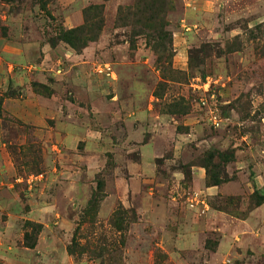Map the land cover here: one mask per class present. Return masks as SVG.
Wrapping results in <instances>:
<instances>
[{"label": "rangeland", "instance_id": "1", "mask_svg": "<svg viewBox=\"0 0 264 264\" xmlns=\"http://www.w3.org/2000/svg\"><path fill=\"white\" fill-rule=\"evenodd\" d=\"M132 3L0 0V264H264V0Z\"/></svg>", "mask_w": 264, "mask_h": 264}, {"label": "trees", "instance_id": "2", "mask_svg": "<svg viewBox=\"0 0 264 264\" xmlns=\"http://www.w3.org/2000/svg\"><path fill=\"white\" fill-rule=\"evenodd\" d=\"M3 1L8 2L9 0ZM48 1L50 0H36V3L39 6V9L42 10ZM166 8V0H133V3L130 7L118 10L116 22L123 24L129 21L128 25L131 27L139 26L141 28V30L138 32L139 34H142V30L144 28L146 29L149 24H153L154 27L152 28V32H154L156 39H161V36L163 35L161 30L162 15ZM100 16V6H89L85 8L83 10V26L68 30L58 29L55 39L68 46L74 52H79L86 46L88 42H91L95 39L96 33L101 28ZM154 51L157 57L156 63L158 64L162 59L159 53H164L166 48L160 44H157L154 46ZM96 186V190L99 191L100 185L97 183ZM97 201V197H91V199L87 202V209L85 210L84 215H88L89 212L94 211L95 203ZM116 223V221H111L110 224L112 226H116ZM23 245L29 249L33 248L34 246V243L29 241L28 235L26 233L23 236ZM66 251L69 255H72V252L69 248H67ZM97 258H99V256H97Z\"/></svg>", "mask_w": 264, "mask_h": 264}]
</instances>
